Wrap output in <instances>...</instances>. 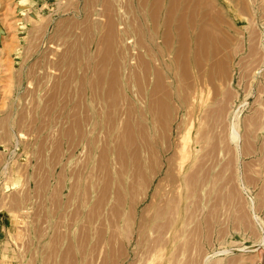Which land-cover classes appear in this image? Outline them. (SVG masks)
Listing matches in <instances>:
<instances>
[{"label": "rangeland", "instance_id": "rangeland-1", "mask_svg": "<svg viewBox=\"0 0 264 264\" xmlns=\"http://www.w3.org/2000/svg\"><path fill=\"white\" fill-rule=\"evenodd\" d=\"M2 220L21 264H264V0H0Z\"/></svg>", "mask_w": 264, "mask_h": 264}, {"label": "crops", "instance_id": "crops-1", "mask_svg": "<svg viewBox=\"0 0 264 264\" xmlns=\"http://www.w3.org/2000/svg\"><path fill=\"white\" fill-rule=\"evenodd\" d=\"M1 223V222H0ZM6 220H2V223L0 224V227L2 225V227H5L4 225H6ZM1 235H0V239H1ZM0 264H21V262H18V259H16L15 257L12 258V255L8 254L4 247H3V238H2V252L0 250Z\"/></svg>", "mask_w": 264, "mask_h": 264}, {"label": "bare ground", "instance_id": "bare-ground-1", "mask_svg": "<svg viewBox=\"0 0 264 264\" xmlns=\"http://www.w3.org/2000/svg\"><path fill=\"white\" fill-rule=\"evenodd\" d=\"M24 1V0H23ZM183 15V14H182ZM232 131H236V130H234V129H232ZM234 133H236V132H234ZM184 147V146H183ZM190 152H191V150L190 149H186V148H184L183 150H181V155H182V157H186V156H188L189 154H190Z\"/></svg>", "mask_w": 264, "mask_h": 264}]
</instances>
